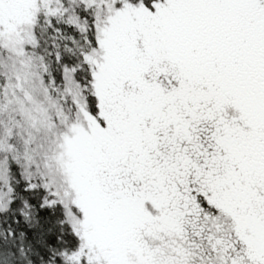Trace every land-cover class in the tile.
<instances>
[{"label": "snow or ice", "instance_id": "snow-or-ice-1", "mask_svg": "<svg viewBox=\"0 0 264 264\" xmlns=\"http://www.w3.org/2000/svg\"><path fill=\"white\" fill-rule=\"evenodd\" d=\"M0 264H264V0H0Z\"/></svg>", "mask_w": 264, "mask_h": 264}]
</instances>
